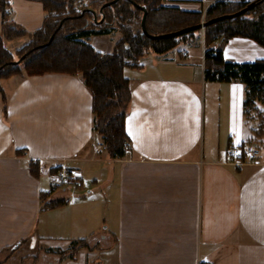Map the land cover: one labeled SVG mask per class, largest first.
Instances as JSON below:
<instances>
[{
  "label": "crops",
  "instance_id": "0c3cea01",
  "mask_svg": "<svg viewBox=\"0 0 264 264\" xmlns=\"http://www.w3.org/2000/svg\"><path fill=\"white\" fill-rule=\"evenodd\" d=\"M214 1L162 3L205 12ZM8 7L19 27L42 26L39 0ZM119 37L113 27L87 40L108 52ZM205 49L198 31L124 68L129 143L121 157L108 156L94 129L79 73L0 79V264H264V134L254 136L244 83L204 78ZM222 49L228 61L264 59V47L245 36ZM246 145L260 155L238 162L229 154ZM62 167L81 176L58 185ZM90 178L87 193L67 198L71 183ZM56 200L65 201L48 205Z\"/></svg>",
  "mask_w": 264,
  "mask_h": 264
},
{
  "label": "trees",
  "instance_id": "16d2710c",
  "mask_svg": "<svg viewBox=\"0 0 264 264\" xmlns=\"http://www.w3.org/2000/svg\"><path fill=\"white\" fill-rule=\"evenodd\" d=\"M39 1L46 12L42 26L27 31L9 17L8 0H0V79L20 73L21 66L28 75L45 72L79 73L91 93L94 129L101 136L110 158L121 157L129 143L124 118L130 90L124 68L139 66L142 57L149 51L164 53L198 32L195 29L177 36L151 38L142 31L143 11L137 4L146 8L145 25L148 33L160 34L196 24L202 15L207 20L217 15L234 13L250 2L216 0L202 12L164 5L162 0H133L137 4L130 0H116L97 12V19L101 13L104 19L96 22L89 8L98 11L108 0L79 7L78 0ZM113 27L118 28L120 37L111 51H97L88 43L91 34L107 33ZM202 33L206 45L204 78L216 81L235 79L244 83V109L248 115L255 114L257 123L253 132L259 139L264 134V59L228 61L223 56L222 46L232 36H245L264 47V0H255L253 6L239 14L206 24ZM24 34L29 37L28 42L33 44L23 50L27 53L19 62H12L13 59L3 47L2 35L11 39ZM216 40L217 46H210ZM257 103L263 105V109H259ZM63 201H52L48 205ZM79 242L80 245L85 244V240Z\"/></svg>",
  "mask_w": 264,
  "mask_h": 264
},
{
  "label": "rangeland",
  "instance_id": "374dc122",
  "mask_svg": "<svg viewBox=\"0 0 264 264\" xmlns=\"http://www.w3.org/2000/svg\"><path fill=\"white\" fill-rule=\"evenodd\" d=\"M94 1H100V0H78L77 3H78V7L79 6H88V5H90ZM249 1H251V0H249ZM95 10H96V8H95ZM205 19H206V16L205 15H202L200 21L205 20ZM115 29L118 30V28H115ZM202 29H203V27L202 28H199L198 31H202ZM118 32H119V30H118ZM119 35H120V32H119ZM2 36H3L2 37L3 47L10 54V57L13 59L12 62L15 61V60H17V59H19L21 56L24 57L27 52L26 51H23V50L25 48H27V47L32 46V44H33L31 42H28L29 41V37L27 36V34H24V35H22L20 37H14V38H11V39H8V40L6 39L5 35H2ZM113 36H114V32H111V34L108 35L107 37L111 40L113 38ZM151 52L152 51H149V53H151ZM20 71H21V73L22 72L26 73V71L24 70V68L22 66L20 67ZM261 107H262L261 109H263V105H261ZM251 116L253 118H255V114L251 113ZM50 182H52V181L50 180ZM77 185L71 183L70 186H68V189H69L68 194L69 195H68L67 198H69L70 200L71 199H80L81 198L80 196L82 194L87 193V190L91 189L94 184L92 182V179L90 178L87 181L85 179V182H84V184L82 186H77ZM80 243L81 242H78L77 244H80Z\"/></svg>",
  "mask_w": 264,
  "mask_h": 264
},
{
  "label": "water",
  "instance_id": "95a60500",
  "mask_svg": "<svg viewBox=\"0 0 264 264\" xmlns=\"http://www.w3.org/2000/svg\"><path fill=\"white\" fill-rule=\"evenodd\" d=\"M115 1L116 0H108V1H106L105 3L102 4L101 7H99L98 12H101L102 8L104 6L110 5L111 3L115 2ZM130 1L135 3L133 0H130ZM135 4H137V3H135ZM254 4H255V0H251L245 7H243L242 9H240V10L234 12V13L217 15V16L211 17V18H209L207 20H202V21H200V22H198L196 24L187 25V26L181 27L179 29H176V30H173V31H168V32H163V33H160V34H150V33H148V31L146 29V25H145L146 8L144 6H142V5H139V4H137V6L140 7L142 9V11H143L142 17H141V28H142L143 33H145L147 36H149L151 38H161V37L177 36V35L189 32V31H193L195 29L202 28L206 24L215 22L217 20H221V19L226 18V17H231L233 15L239 14V13L245 11L246 9L250 8ZM89 10H91V12L93 14V20L94 21L101 22L104 19V14L103 13H101L100 18L97 19V11L95 9H92V8H89ZM51 37H52V35H51ZM21 58H23V56H21L19 59L15 60L13 62H18L19 60H21Z\"/></svg>",
  "mask_w": 264,
  "mask_h": 264
},
{
  "label": "built area",
  "instance_id": "2783aa9c",
  "mask_svg": "<svg viewBox=\"0 0 264 264\" xmlns=\"http://www.w3.org/2000/svg\"><path fill=\"white\" fill-rule=\"evenodd\" d=\"M229 154L238 159V162L244 159H254L260 155V149L246 145L243 148L232 147L229 149ZM81 176V172L78 169H73L69 167H62L55 173V182L58 185H64L67 182L75 181L78 177ZM199 264H215L213 260H204L199 262Z\"/></svg>",
  "mask_w": 264,
  "mask_h": 264
},
{
  "label": "snow or ice",
  "instance_id": "6c2138e0",
  "mask_svg": "<svg viewBox=\"0 0 264 264\" xmlns=\"http://www.w3.org/2000/svg\"><path fill=\"white\" fill-rule=\"evenodd\" d=\"M131 134V133H130Z\"/></svg>",
  "mask_w": 264,
  "mask_h": 264
}]
</instances>
